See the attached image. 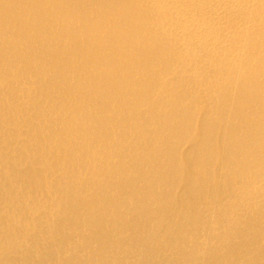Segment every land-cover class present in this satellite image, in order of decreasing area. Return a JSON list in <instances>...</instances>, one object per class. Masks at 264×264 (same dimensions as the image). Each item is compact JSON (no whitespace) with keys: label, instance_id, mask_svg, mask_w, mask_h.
Instances as JSON below:
<instances>
[{"label":"bare ground","instance_id":"1","mask_svg":"<svg viewBox=\"0 0 264 264\" xmlns=\"http://www.w3.org/2000/svg\"><path fill=\"white\" fill-rule=\"evenodd\" d=\"M0 264H264V0H0Z\"/></svg>","mask_w":264,"mask_h":264}]
</instances>
